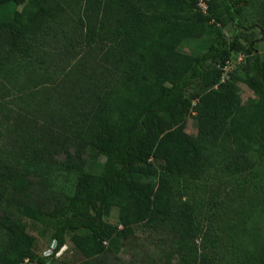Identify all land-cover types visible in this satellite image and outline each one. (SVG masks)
<instances>
[{
  "label": "trees",
  "instance_id": "1",
  "mask_svg": "<svg viewBox=\"0 0 264 264\" xmlns=\"http://www.w3.org/2000/svg\"><path fill=\"white\" fill-rule=\"evenodd\" d=\"M7 5L21 10L0 23V85L5 91L0 110L5 117L27 114L15 119L21 133L23 120L33 113H44L49 124L56 121L58 130L45 134L48 143L36 139L40 146L30 149L27 165L39 169L45 153L61 151L75 182L63 198L48 188L44 198L36 199L28 190L30 172L12 171L6 188L20 195L19 212L49 226L51 243L57 244L51 256L39 254L36 238L3 209L0 264H59L55 256L69 243L86 257L81 264H100L110 250L107 242L140 223L174 235L168 261L218 264L220 238L179 186L207 173L212 146H224V167L238 173L248 164L241 158L264 157V0H0V6ZM207 15L215 23L207 22ZM61 23L68 27L61 38L68 44L65 49L79 54L67 73L66 56L47 60L37 47ZM228 26L236 28L231 39L224 33ZM212 27L216 36L206 51L181 52L184 41L201 39ZM234 53L246 57L243 77L236 68L222 81ZM49 61L52 65L46 66ZM54 67L66 76L52 100L45 86ZM241 81L257 96L253 105L243 104ZM15 84L18 93L12 96L23 101L20 110L1 102ZM191 117L196 136L187 130ZM86 145L106 157L97 172L88 171ZM112 206L119 207L117 225L105 220ZM261 244L259 254L242 251V264H264Z\"/></svg>",
  "mask_w": 264,
  "mask_h": 264
},
{
  "label": "rangeland",
  "instance_id": "2",
  "mask_svg": "<svg viewBox=\"0 0 264 264\" xmlns=\"http://www.w3.org/2000/svg\"><path fill=\"white\" fill-rule=\"evenodd\" d=\"M200 8L207 13L204 1L200 2ZM17 9L21 10V8L14 5L0 6V23L10 20ZM68 17L73 19L71 15ZM60 19L65 18L62 16ZM205 20L210 24L215 23L210 15H207ZM66 28L68 27L61 23L59 28L47 37L49 38L48 41L42 39L37 47L40 51L42 49L41 52H44V57L47 60H50L56 54H58V60L66 56L63 57V70L67 73L76 64L79 54H73L71 50L67 51L65 49L68 44L61 38L63 36L62 32L63 34L67 33ZM224 33L227 38L231 39L236 34V28L228 26L224 28ZM71 35L74 36V33L71 32ZM215 36V28L212 27L201 39L184 41L180 50L189 55L204 52L207 50L210 40ZM245 58L243 53H234L225 68L222 81L229 78L236 68L239 70L237 74L242 78ZM48 64L52 65V62L49 61L46 66ZM61 70V68L56 69L54 67L50 78L56 80V82L52 83L51 80L45 86L48 98L52 100H55L58 96V90L56 89L59 84L63 83L62 81L66 76V73L64 74V71L62 73ZM238 86L239 94L245 106L253 105L258 101L257 96L244 82H239ZM13 87L10 90L11 92L9 91L11 96L18 93L17 88H15L16 84ZM4 92L3 87L0 85V95L4 96ZM11 96H6L1 102L7 103L6 105L10 104L16 110H20L19 106L24 107L22 100ZM5 113L2 112V109L0 110V187L3 191L0 196V214L1 210L5 209L11 218L22 223L26 231L36 238V251L39 254L51 256L55 248L54 243H51L52 229L44 224L34 222L19 212L18 199L20 195L18 194L15 197L6 188L7 180L11 177L12 171L16 169L21 172L28 171L30 176L27 179L31 181L28 190L31 191L34 198H44L47 193L45 190H48V188L50 189L49 194L56 198H63L73 188L75 176L68 174L64 168L62 162L65 160L66 154L61 151L55 153L52 150L50 154L45 153V159H41L43 164L39 169L30 168L27 165L32 162L29 155L30 149L40 146L36 139L43 137L42 143H46L45 134L58 130V126L54 125L57 124L56 121H51V124H49L43 118L44 113H41L38 117L33 113L29 118L23 120L22 129L24 130L21 133L20 130H16L18 123L15 119H19L17 117L18 113L24 117H27V114L16 111L12 114L14 115L13 118L5 117ZM53 116L58 117L57 115ZM187 130L191 135H197L196 122L192 117L189 119ZM24 141H28V147ZM84 149L88 171L97 172L98 165L104 163L106 157L93 146L86 145ZM223 149V145L212 146L210 153L213 154V161L207 173L202 178L186 182L185 186L181 185L179 187L184 190L186 199L190 198L191 202L197 203L201 208L204 213L202 221L211 229L214 237L218 235L220 238L218 241L220 247L218 264H242L243 258L240 255L249 249L259 254L261 242H264V157L258 160L241 158L240 161L248 164L245 165L244 171L238 173L232 171V168L227 169L224 167ZM155 165L159 166V163L156 162ZM134 178L142 180L140 174H134ZM105 220L115 225L119 224V207L112 206L111 214L105 217ZM173 236L171 231L164 227L150 226L146 223L133 225L131 233H127L126 236H118L112 242H107L110 250L106 252L99 263L178 264V258L175 257L168 261V256L174 248ZM55 257L58 258L59 264H81L86 261L83 253L71 243L65 245Z\"/></svg>",
  "mask_w": 264,
  "mask_h": 264
},
{
  "label": "water",
  "instance_id": "3",
  "mask_svg": "<svg viewBox=\"0 0 264 264\" xmlns=\"http://www.w3.org/2000/svg\"><path fill=\"white\" fill-rule=\"evenodd\" d=\"M56 244H57V242L55 241V242H54V244H53V245H54V247H56Z\"/></svg>",
  "mask_w": 264,
  "mask_h": 264
}]
</instances>
